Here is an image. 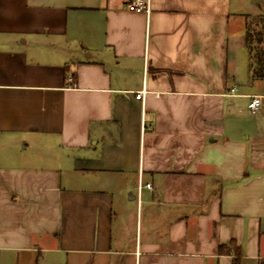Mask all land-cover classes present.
Returning <instances> with one entry per match:
<instances>
[{
    "label": "crops",
    "instance_id": "0c3cea01",
    "mask_svg": "<svg viewBox=\"0 0 264 264\" xmlns=\"http://www.w3.org/2000/svg\"><path fill=\"white\" fill-rule=\"evenodd\" d=\"M129 1L0 0V264H264V0Z\"/></svg>",
    "mask_w": 264,
    "mask_h": 264
},
{
    "label": "trees",
    "instance_id": "16d2710c",
    "mask_svg": "<svg viewBox=\"0 0 264 264\" xmlns=\"http://www.w3.org/2000/svg\"><path fill=\"white\" fill-rule=\"evenodd\" d=\"M256 28L247 23V42L251 51V64L255 66L254 74L264 78V17L255 21Z\"/></svg>",
    "mask_w": 264,
    "mask_h": 264
},
{
    "label": "built area",
    "instance_id": "2783aa9c",
    "mask_svg": "<svg viewBox=\"0 0 264 264\" xmlns=\"http://www.w3.org/2000/svg\"><path fill=\"white\" fill-rule=\"evenodd\" d=\"M127 9L131 12H150V0H130L127 3ZM147 93L146 89L143 88L136 94V98L139 100H144L145 94ZM262 96H253L248 104V109L252 114H255L262 106ZM150 187V184L146 185Z\"/></svg>",
    "mask_w": 264,
    "mask_h": 264
},
{
    "label": "rangeland",
    "instance_id": "374dc122",
    "mask_svg": "<svg viewBox=\"0 0 264 264\" xmlns=\"http://www.w3.org/2000/svg\"><path fill=\"white\" fill-rule=\"evenodd\" d=\"M263 17H264V16L261 15V14L253 15V16H251V17L249 18V22L252 24L253 28H256V26H258V25H256L254 22H255V21L263 20Z\"/></svg>",
    "mask_w": 264,
    "mask_h": 264
}]
</instances>
